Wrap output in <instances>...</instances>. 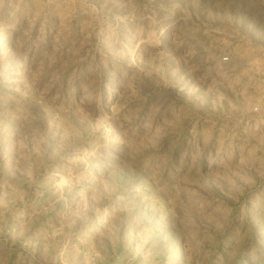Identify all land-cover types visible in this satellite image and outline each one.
I'll list each match as a JSON object with an SVG mask.
<instances>
[{
  "label": "rangeland",
  "instance_id": "rangeland-1",
  "mask_svg": "<svg viewBox=\"0 0 264 264\" xmlns=\"http://www.w3.org/2000/svg\"><path fill=\"white\" fill-rule=\"evenodd\" d=\"M0 264H264V0H0Z\"/></svg>",
  "mask_w": 264,
  "mask_h": 264
}]
</instances>
